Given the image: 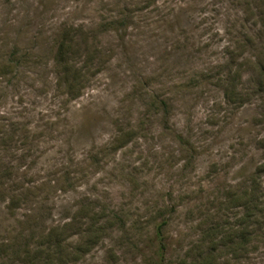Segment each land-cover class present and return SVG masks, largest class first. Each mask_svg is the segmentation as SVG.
I'll return each mask as SVG.
<instances>
[{"label":"rangeland","instance_id":"374dc122","mask_svg":"<svg viewBox=\"0 0 264 264\" xmlns=\"http://www.w3.org/2000/svg\"><path fill=\"white\" fill-rule=\"evenodd\" d=\"M70 220L56 264H264V0H0V264Z\"/></svg>","mask_w":264,"mask_h":264},{"label":"trees","instance_id":"16d2710c","mask_svg":"<svg viewBox=\"0 0 264 264\" xmlns=\"http://www.w3.org/2000/svg\"><path fill=\"white\" fill-rule=\"evenodd\" d=\"M68 44V41L66 38H63V41L59 44V50H58V61L57 64L61 62L63 64L64 57L63 54L66 52L64 47L66 48ZM9 65V63H7ZM70 70L67 67H64L63 75L66 77L65 85L67 86V89L69 92L72 90V82L74 78L68 79L70 77ZM72 75V74H71ZM163 106H167V101H162ZM179 138L182 140V135L179 136ZM186 142V141H185ZM63 219V218H62ZM168 225V223H162L157 225V227L154 230V236H153V244L156 247V253L155 256L157 258L155 264H164L165 258H166V251H167V243L166 238L164 235L165 226ZM73 226L71 220L70 223L67 224V222L62 224L53 225L50 227L49 231L44 235L43 239H46L45 241H42L41 243L35 245L33 249L26 252V255L31 252V256L28 257V262L26 264H56V260H60V256L62 255L63 251V242L65 240V237L62 236V233L65 234V228ZM218 229V228H216ZM100 231V230H99ZM225 235V237L220 238L221 242L225 243V246H229V248H233L235 250V247L237 245L236 243V235L233 231H228ZM218 234L213 232L212 233V240L211 242H214L218 240ZM243 244H246V240L242 237ZM224 246V244H222ZM224 246V247H225ZM207 257L208 261H201L203 258ZM59 258V259H58ZM215 260V256L212 252L209 251V253L205 252L202 255L197 256V258L190 262V264H213ZM0 261L3 262V258L0 257ZM13 263V262H12ZM10 263V264H12ZM20 264V263H19Z\"/></svg>","mask_w":264,"mask_h":264}]
</instances>
